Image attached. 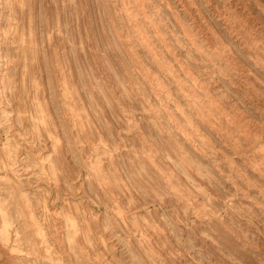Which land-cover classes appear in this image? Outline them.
Returning a JSON list of instances; mask_svg holds the SVG:
<instances>
[{"label":"clouds","instance_id":"clouds-1","mask_svg":"<svg viewBox=\"0 0 264 264\" xmlns=\"http://www.w3.org/2000/svg\"><path fill=\"white\" fill-rule=\"evenodd\" d=\"M0 264H264V0H0Z\"/></svg>","mask_w":264,"mask_h":264}]
</instances>
